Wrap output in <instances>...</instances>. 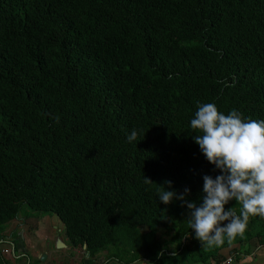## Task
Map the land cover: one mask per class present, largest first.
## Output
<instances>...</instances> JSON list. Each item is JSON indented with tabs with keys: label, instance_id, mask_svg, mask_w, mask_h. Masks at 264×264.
<instances>
[{
	"label": "trees",
	"instance_id": "trees-1",
	"mask_svg": "<svg viewBox=\"0 0 264 264\" xmlns=\"http://www.w3.org/2000/svg\"><path fill=\"white\" fill-rule=\"evenodd\" d=\"M205 103L264 120V0H0V243L27 206L89 256L111 248L103 264H208L264 244V217L207 247L182 201H159L162 185L187 187L199 206L203 176L220 174L190 128Z\"/></svg>",
	"mask_w": 264,
	"mask_h": 264
},
{
	"label": "clouds",
	"instance_id": "clouds-1",
	"mask_svg": "<svg viewBox=\"0 0 264 264\" xmlns=\"http://www.w3.org/2000/svg\"><path fill=\"white\" fill-rule=\"evenodd\" d=\"M190 128L197 133L195 143L220 174L203 176L205 195L199 206L186 199L190 194L187 187L178 195L162 185L158 198L165 205L173 199L182 201L189 210L187 220L195 237L204 246H220L225 237L230 242L243 235L250 216L264 217V120L244 119L235 109L224 114L214 103H205L198 104ZM137 135L133 129L128 141L136 140ZM151 182L145 177V183ZM165 184L170 188L172 182ZM233 199L241 206L239 214L232 207L225 210ZM163 255V251L158 253Z\"/></svg>",
	"mask_w": 264,
	"mask_h": 264
},
{
	"label": "rangeland",
	"instance_id": "rangeland-1",
	"mask_svg": "<svg viewBox=\"0 0 264 264\" xmlns=\"http://www.w3.org/2000/svg\"><path fill=\"white\" fill-rule=\"evenodd\" d=\"M28 210L29 212H33L32 215L34 216H27L25 213ZM37 217H39L40 219H37ZM6 229L7 230H5L4 234L8 237L9 243H11V240L13 241L14 239L17 241H22V243L24 244V239L27 244L31 245L32 243L30 247L34 248V251H38L37 249H44V253H42L38 257V259L34 261V264H43L44 262L47 263L48 261L52 262V260L56 264H66V262H69L70 264H103L108 259V251L111 250V248L109 250H104L98 253L95 257L89 256L84 247L73 246V244L69 241V238L64 231L65 225L57 215L44 212H36L31 210L27 206L23 207L20 215L16 219L6 224ZM13 230L17 231V237L13 236L14 234L11 233L13 232ZM61 238L66 244H71V248L69 250L58 243ZM60 242L64 243L61 240ZM251 244L253 245V247H256L257 245V243L255 242H252ZM233 245L240 246L243 249H254H252L251 245L249 246V243H246L244 246L239 243ZM0 248H2V246ZM49 249L55 252L54 258L47 255L46 251ZM230 250L221 252V249L220 253L227 254ZM26 255L30 256L29 254ZM43 256L45 257L43 258ZM219 256L221 257V254ZM122 257L127 260L126 256ZM32 258L34 259V257ZM142 262L144 261L140 260L132 264H142ZM19 263L20 261L18 262V264ZM110 264L125 263L119 260H112Z\"/></svg>",
	"mask_w": 264,
	"mask_h": 264
},
{
	"label": "crops",
	"instance_id": "crops-1",
	"mask_svg": "<svg viewBox=\"0 0 264 264\" xmlns=\"http://www.w3.org/2000/svg\"><path fill=\"white\" fill-rule=\"evenodd\" d=\"M37 219H40V218L37 217ZM60 240L62 242H64L62 238ZM60 240L58 241V243L60 242ZM23 242H24V244L22 243V241H18L17 248L13 245L12 240H11V243H9L7 241V242L0 244V247L2 246V248L8 247L11 249V252L3 254V256L6 259H8L11 264H18L19 261H20L19 264H34L35 263L34 261L37 260L38 257L42 253H44V249H41V250L37 249L38 251H34V248L30 247L32 245V243H31V245H29L24 241V239H23ZM252 242L257 243L255 239L252 240L251 243ZM251 243H250V245H251L252 249L254 248L253 250H251L249 248V251L251 250L250 251L251 253H246L245 252L246 249H243L242 247L236 246V245L226 247V248L222 249L221 252H225V251L230 250L232 248L239 247L240 250L236 251V252H239V254L236 255V257L234 258L235 261L233 264H264V244H257L256 247H253V245ZM63 244H64L63 245L64 248H66L68 250L71 248V246H70L71 244L69 245V244H66L65 242ZM46 252H47L48 256H51L52 258L55 257V255H54L55 252L51 251L50 249L47 250ZM26 254H29L30 256H27ZM32 257H34V259ZM214 262H215V260L211 259L210 263H208V264H215ZM43 264H56V263L52 260V262L48 261L47 263L44 262ZM66 264H70V263L66 262ZM143 264H146V262H143ZM196 264H204V263H196Z\"/></svg>",
	"mask_w": 264,
	"mask_h": 264
},
{
	"label": "built area",
	"instance_id": "built-area-1",
	"mask_svg": "<svg viewBox=\"0 0 264 264\" xmlns=\"http://www.w3.org/2000/svg\"><path fill=\"white\" fill-rule=\"evenodd\" d=\"M1 251L3 254H6V253L11 252V249L6 247V248H1ZM238 254H239V252L235 253V252H233L232 249L227 254L221 253L220 260L219 261L215 260V264H232L235 261L234 258Z\"/></svg>",
	"mask_w": 264,
	"mask_h": 264
},
{
	"label": "water",
	"instance_id": "water-1",
	"mask_svg": "<svg viewBox=\"0 0 264 264\" xmlns=\"http://www.w3.org/2000/svg\"><path fill=\"white\" fill-rule=\"evenodd\" d=\"M62 246L64 245L63 243H61V242H59ZM86 247V246H85ZM45 256H43V258H44Z\"/></svg>",
	"mask_w": 264,
	"mask_h": 264
}]
</instances>
